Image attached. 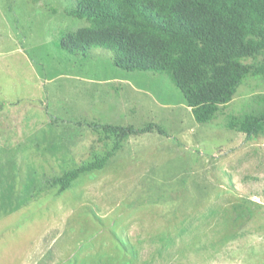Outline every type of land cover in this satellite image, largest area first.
Instances as JSON below:
<instances>
[{
  "label": "rangeland",
  "instance_id": "rangeland-1",
  "mask_svg": "<svg viewBox=\"0 0 264 264\" xmlns=\"http://www.w3.org/2000/svg\"><path fill=\"white\" fill-rule=\"evenodd\" d=\"M71 0H0V264H264V51L233 85L181 92L169 72L57 43L90 26ZM113 149L96 126L144 128Z\"/></svg>",
  "mask_w": 264,
  "mask_h": 264
},
{
  "label": "trees",
  "instance_id": "trees-1",
  "mask_svg": "<svg viewBox=\"0 0 264 264\" xmlns=\"http://www.w3.org/2000/svg\"><path fill=\"white\" fill-rule=\"evenodd\" d=\"M71 15L90 26L66 33L57 48L68 55L101 49L114 53V66L125 72H169L177 88L233 85L237 59L264 51V0H71ZM114 138L106 156L97 157L56 179L61 192L82 174L101 170L131 136L165 128L96 126ZM264 137V119L254 122L247 139Z\"/></svg>",
  "mask_w": 264,
  "mask_h": 264
}]
</instances>
